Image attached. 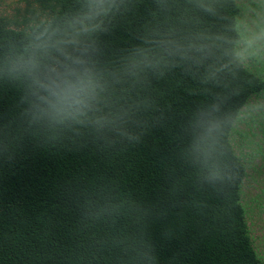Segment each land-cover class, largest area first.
I'll use <instances>...</instances> for the list:
<instances>
[{"label":"trees","instance_id":"trees-1","mask_svg":"<svg viewBox=\"0 0 264 264\" xmlns=\"http://www.w3.org/2000/svg\"><path fill=\"white\" fill-rule=\"evenodd\" d=\"M21 2L0 11V65L49 24L71 31L84 4ZM238 22L259 31L264 0H118L82 39L115 74L103 109L124 114L119 131L31 123L27 81L0 72V264H264L244 204L252 160L233 139L264 103V51L234 56ZM170 35L223 39L200 62L125 73L135 49ZM217 108L213 150L194 153V120Z\"/></svg>","mask_w":264,"mask_h":264},{"label":"clouds","instance_id":"clouds-1","mask_svg":"<svg viewBox=\"0 0 264 264\" xmlns=\"http://www.w3.org/2000/svg\"><path fill=\"white\" fill-rule=\"evenodd\" d=\"M117 8L118 0H84L82 11L69 22L71 31L60 33L49 24L38 30L22 51L5 55L0 72L27 81V115L31 123L48 127L90 124L100 132L120 130L124 114L103 109L108 77L115 74L98 67L95 49L82 39ZM240 29L238 22L236 30L240 38L234 41L232 49L237 59H244L250 50L253 54L264 51V25L259 26V31L245 28L249 34ZM222 39L220 36L183 39L170 35L149 40V46L131 53L124 71L135 75L155 69L170 56L200 62L214 54L213 48ZM214 111L218 108L202 111L193 122L198 130L192 145L194 153L208 156L215 146L214 134L221 121L213 115Z\"/></svg>","mask_w":264,"mask_h":264},{"label":"rangeland","instance_id":"rangeland-1","mask_svg":"<svg viewBox=\"0 0 264 264\" xmlns=\"http://www.w3.org/2000/svg\"><path fill=\"white\" fill-rule=\"evenodd\" d=\"M24 4L21 0H0V11L14 16ZM253 100L251 106L242 115L243 121L236 128L239 134L233 135L237 151L252 160L249 176L244 183V204L249 216V225L255 244L264 258V124L251 122V116L259 115L262 100ZM263 122L261 117H257Z\"/></svg>","mask_w":264,"mask_h":264}]
</instances>
